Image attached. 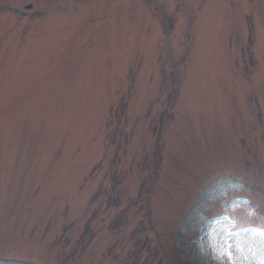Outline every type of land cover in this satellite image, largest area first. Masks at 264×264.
<instances>
[{
  "label": "rangeland",
  "instance_id": "rangeland-1",
  "mask_svg": "<svg viewBox=\"0 0 264 264\" xmlns=\"http://www.w3.org/2000/svg\"><path fill=\"white\" fill-rule=\"evenodd\" d=\"M0 264H264V0H0Z\"/></svg>",
  "mask_w": 264,
  "mask_h": 264
},
{
  "label": "snow or ice",
  "instance_id": "snow-or-ice-1",
  "mask_svg": "<svg viewBox=\"0 0 264 264\" xmlns=\"http://www.w3.org/2000/svg\"><path fill=\"white\" fill-rule=\"evenodd\" d=\"M229 235H231V234H229ZM233 247L234 246L232 245V243L228 239H225L222 243V248L224 249V255L226 257H228L230 261H231V258L233 256V251H232Z\"/></svg>",
  "mask_w": 264,
  "mask_h": 264
},
{
  "label": "flooded vegetation",
  "instance_id": "flooded-vegetation-1",
  "mask_svg": "<svg viewBox=\"0 0 264 264\" xmlns=\"http://www.w3.org/2000/svg\"><path fill=\"white\" fill-rule=\"evenodd\" d=\"M27 6H30V5H26V7H25V5H21V7H22L23 9H26ZM29 9H30V7H29ZM29 9H27V11H28Z\"/></svg>",
  "mask_w": 264,
  "mask_h": 264
}]
</instances>
